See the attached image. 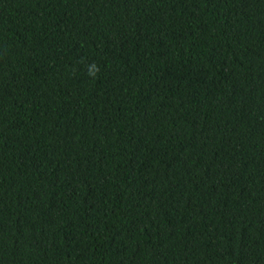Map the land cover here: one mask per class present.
<instances>
[{
  "label": "trees",
  "instance_id": "1",
  "mask_svg": "<svg viewBox=\"0 0 264 264\" xmlns=\"http://www.w3.org/2000/svg\"><path fill=\"white\" fill-rule=\"evenodd\" d=\"M0 264H264V0H0Z\"/></svg>",
  "mask_w": 264,
  "mask_h": 264
},
{
  "label": "clouds",
  "instance_id": "2",
  "mask_svg": "<svg viewBox=\"0 0 264 264\" xmlns=\"http://www.w3.org/2000/svg\"><path fill=\"white\" fill-rule=\"evenodd\" d=\"M98 72H99V67L95 63L89 66L90 76L95 77Z\"/></svg>",
  "mask_w": 264,
  "mask_h": 264
}]
</instances>
